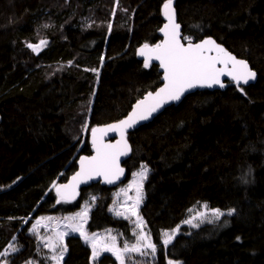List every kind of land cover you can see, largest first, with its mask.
<instances>
[{"label": "trees", "instance_id": "obj_1", "mask_svg": "<svg viewBox=\"0 0 264 264\" xmlns=\"http://www.w3.org/2000/svg\"><path fill=\"white\" fill-rule=\"evenodd\" d=\"M164 2L0 0V253L12 239L18 246L7 264L50 263L28 218L73 212L92 197L86 229L132 241L131 222L109 211L115 185L91 184L59 203L55 187L91 153L93 126L121 118L160 85L157 66L145 68L136 50L160 39ZM175 7L184 38H214L257 79L190 93L127 135V178L148 166L139 215L154 264H264V0H175ZM37 29L48 45L32 53ZM201 205L225 214L183 224ZM177 228L165 245L162 232ZM62 252V264H91L78 235L66 237ZM97 264L115 260L105 254Z\"/></svg>", "mask_w": 264, "mask_h": 264}, {"label": "snow or ice", "instance_id": "obj_2", "mask_svg": "<svg viewBox=\"0 0 264 264\" xmlns=\"http://www.w3.org/2000/svg\"><path fill=\"white\" fill-rule=\"evenodd\" d=\"M162 13L167 19V23L161 29L164 33V41L160 44L150 47L145 44L138 50L140 56L145 57L144 67L149 66L150 61L158 60L160 67L164 70V86L155 93H148V95L141 101H138L133 107L132 112L129 113L126 119L119 121L117 124L109 125L104 129H92L93 135V147L96 151V155L93 157H81V171L73 176L72 181L67 185H60L57 187L58 203L60 200H65L69 196L72 199L75 198V188L79 183L83 181V178L92 179L94 176H104L105 182L113 183L115 179L123 173V169L119 167L117 161L120 155L126 154L127 142L124 140V131L133 127L139 121L147 120L153 113L169 101H177L188 89L200 86V87H212L213 85H219L224 87L221 82V76H229L237 84L248 83V81L255 78V73L251 71L245 61L237 60L225 51L220 45L216 44L211 38L203 40L201 43H192L189 39L187 46L180 42L179 28L180 25L175 22V11L173 9V0H165L162 8ZM43 43V42H42ZM33 50H36L33 45H28ZM215 51L216 56H210L208 53ZM217 64H222L224 67L218 68ZM231 65V67H229ZM108 131H119L121 134V140L116 145L104 144L103 136ZM100 136H97V133ZM148 168L146 165H141V171L136 174L141 178V183L137 185V195L134 203L130 208H126L125 211L137 214V209L142 201V180L147 178ZM131 199V198H130ZM95 200V197H93ZM203 207H207L204 205ZM111 210V209H110ZM233 210H229L227 215H231ZM88 209L85 208L82 212L78 213L76 217H66L69 221L67 227L72 232H79L81 237L86 242L89 241V236L83 230V223H73L77 217L82 221L87 218ZM212 214L216 219L225 213L220 209H213ZM116 215H124L123 212L117 210ZM198 215H203L198 213ZM140 220V227L143 224L142 218L137 217ZM185 223L192 224V220H186ZM194 227L196 225H193ZM177 229L172 230L171 233H164L166 237L163 241L165 245L169 244L174 238ZM62 239L67 233L58 234ZM112 243L103 247L104 251L112 252L116 256V259L120 264H125L124 253L125 252H141V244L139 241H145V236L138 237V243L131 246L126 244L123 250L116 247L115 237H112ZM54 247V245H49ZM93 259L99 255L96 249V244L93 242ZM144 248L152 249L155 252V245L150 241L143 244ZM11 251H16L14 246H9ZM66 251V249H64ZM145 254V253H142ZM8 255V250L4 253H0V256ZM63 253H61V258ZM53 259H56L53 257Z\"/></svg>", "mask_w": 264, "mask_h": 264}, {"label": "rangeland", "instance_id": "obj_3", "mask_svg": "<svg viewBox=\"0 0 264 264\" xmlns=\"http://www.w3.org/2000/svg\"><path fill=\"white\" fill-rule=\"evenodd\" d=\"M42 36H43V30L37 29V38L39 39H37L33 43L34 44L42 43V42L43 43L42 45L35 47L36 50H33V48H30L32 53L39 52L43 48L47 47L48 41L45 38H42ZM184 40H189V39H184ZM89 105H91V102ZM89 129L90 128L88 127L87 120H86L84 124L80 125L79 136L84 138ZM142 165H145V164H142ZM140 171H141V166L135 169L134 171H132L129 174V177L124 182L114 186L113 191H112V202L109 206L110 213L113 214L115 217L126 218L131 222L132 229H133V235H134L132 241H129L124 236H122L123 242H121L118 233L113 229H106V230L96 232V233H90L86 229V220L89 216L91 209L94 206L93 197L84 201L81 204L80 208L73 212H68V213H64L60 215L44 214L37 218H32V217L28 218L29 220H31L29 232L37 238L42 248H47L48 250L51 251L47 254L48 258L50 259L48 260V262H50L48 264H62V259L64 257V253L62 252L63 244L67 236H69L70 234H75L81 237L79 232H72L71 229L67 227L69 221L66 220L65 218L66 217H76V215L82 212L85 208L88 209L87 218L81 221L77 217V219L72 222L73 223H83V230L89 236L88 242H86L85 239H83L82 237L81 238L91 249V257H90L91 264H97V260H99V258L105 254L112 256L115 260V264H120V262L116 259V256L113 255L112 252L104 251L103 247L105 245H110L112 243L111 238L115 237V244L117 248L123 250L126 244L130 248L131 246L138 243V237L140 236H145L147 238L145 241H139V243L142 246L141 252H125L124 262L125 264H154L155 257H156V249H155V252L153 253L152 249L143 247V244L148 241L154 244L152 237L149 232H146L144 222L140 227L137 226L138 224H140V220H138L137 217L142 218L139 215V208L144 198L143 182L145 179L142 180V190H141L142 201L140 202L138 206L137 214L134 215L131 212L125 211L126 208H130L131 205L134 203L135 197L137 195V191H136L137 185L141 183L140 176L136 174H138ZM203 206L204 205H201L198 210L191 209L190 215L187 220H192V224H188L185 222L183 224L187 226H193V225H197L199 222L207 220L208 218L209 220L210 218H214L212 214L213 209H208L207 207H203ZM117 210L123 212L124 215H121V216L116 215ZM198 213H202L203 215L202 216L198 215ZM28 219H26L25 221H27ZM172 230L174 229H167L162 232L163 233L162 236L164 237V239L166 238L164 236V233H171ZM60 233H67V235L63 236V238L61 239L60 236L58 235ZM176 233L177 231L175 232V234ZM93 242H95L96 249L99 252V255H97L95 259H93V246H92ZM10 245L14 246L16 251L18 250V246L16 245L15 240L12 239L10 243L7 245V247L1 252V253H4L6 250H8V255L0 256V264H7L9 261L8 259H10V257H12V255L16 252V251L13 252L10 250L9 248ZM49 245H54V247H50ZM61 253H63L62 258H61ZM142 253H145V254H142ZM53 257H55L56 259H53ZM23 264H38V263L35 260H29L28 262H25ZM167 264H180V262L177 260L168 259Z\"/></svg>", "mask_w": 264, "mask_h": 264}, {"label": "water", "instance_id": "obj_4", "mask_svg": "<svg viewBox=\"0 0 264 264\" xmlns=\"http://www.w3.org/2000/svg\"><path fill=\"white\" fill-rule=\"evenodd\" d=\"M173 9L175 11V22L180 25V28H179L180 42L182 44H184L185 46H187L188 43H189V40L185 41L183 39L182 27H181V24L179 23L178 18H177V11H176V7H175V0H173ZM163 20H164L163 21V24L161 25V27L159 29L160 39L157 42L153 43V44H147L150 47L155 46L157 44H160L165 39L164 33L161 31V29L164 27V25L168 21H167V19L165 18L164 15H163ZM209 38H211L212 40H214L216 42V44H218L222 48H224L226 52H228L231 56L235 57L237 60L245 61L247 63V65H248L249 69L256 74L255 75V78L252 79V80H250V81H248V83H246L245 85H248L250 83H254L255 82V80L257 79V72L254 69L251 68V66L248 63V61L245 60L244 58L237 57L234 53H232L228 49H226L222 44L218 43L214 38H212V37H205L203 39H200V40H197V41H191V42L194 43V44L201 43L203 40L209 39ZM31 45H33L34 47H38V46L42 45V43L31 44ZM144 45L145 44L138 46V48L136 50V56L140 60H142L143 63H144L145 57L140 56L138 54V50L141 49ZM208 55H210V56H216L217 53L215 51H213V52L208 53ZM154 64L157 66V69H158L159 73L161 74V77H160L161 83H160V85L156 89H154V90H150V91L145 92L140 98H138L137 100H135L132 103L130 109L127 111V113L124 116H122L121 118H119L117 120H114V121L106 122V123H103V124L95 125V126H93L89 130V133H88V141H89V144H90L91 153L90 154H81V155H79L76 158V161H75L76 162V169L64 181H61V182H59L56 185V187H55L56 194H57V187L58 186L69 184V182L72 181L73 176H75L78 172L81 171V163H80L81 157H93V156L96 155V151H95V149L93 147V143H92V141H93L92 129L93 128L104 129V128H106L109 125L117 124L119 121L126 119L127 116L129 115V113L132 112L133 107L136 105V103L138 101L143 100L148 95V93H150V92L151 93H155L156 91H158V89H160V88H162L164 86V80H163L164 70L160 67V62L158 60H152L149 63V65H154ZM217 67L218 68H222V67H224V65L217 64ZM229 67H231V65H229ZM220 79H221V82L225 85L224 87H220L219 85H213L212 87H206V86L205 87H200V86H197V87L188 89L186 92H184V94L181 96V98L179 100L167 102L161 108H159L155 113H153L147 120L139 121L133 127L126 129L124 131V140H126V142H127V149L125 150L126 151V154L125 155H120L119 158H118V161H117L119 167L123 169V173L119 176V178L118 179H115L113 183H107V182H105V178L102 175L101 176H94L92 179H87L85 177V178H83V181L81 183H79L78 186L75 188V198L72 199L71 196H69L67 199H65V201H74L75 199L78 198V195H79L80 190L83 187H87V186H89L91 184L100 183L101 185H104V186H114V185H118V184L124 182L127 179V174H128L127 171H126V168L124 166V161L127 159V157L129 156V154L131 152V144H130L128 138H127V135L129 133H131L132 131H134L135 129H137L139 126H141L143 124H146V123L152 121L154 119V117H156V115H158L159 113H161L165 108H167V107H169L171 105H178L182 101V99L186 95H188L190 93H193L195 91H200V90H224L229 82L236 83L229 76H226V75L225 76H221ZM240 84H244V83H240ZM97 136L98 137L100 136V133L99 132L97 133ZM120 140H121V134H120L119 131H108L107 134L103 136V143L104 144L116 145L117 142L120 141Z\"/></svg>", "mask_w": 264, "mask_h": 264}]
</instances>
